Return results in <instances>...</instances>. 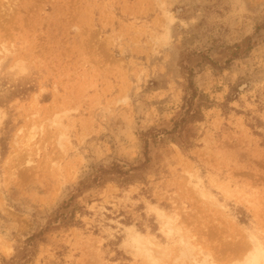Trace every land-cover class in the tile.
<instances>
[{
  "label": "rangeland",
  "instance_id": "obj_1",
  "mask_svg": "<svg viewBox=\"0 0 264 264\" xmlns=\"http://www.w3.org/2000/svg\"><path fill=\"white\" fill-rule=\"evenodd\" d=\"M247 240L264 0H0V264H227Z\"/></svg>",
  "mask_w": 264,
  "mask_h": 264
},
{
  "label": "bare ground",
  "instance_id": "obj_2",
  "mask_svg": "<svg viewBox=\"0 0 264 264\" xmlns=\"http://www.w3.org/2000/svg\"><path fill=\"white\" fill-rule=\"evenodd\" d=\"M170 229L174 230L177 228V226H174V223L176 222L175 219H170ZM239 241V240H238ZM239 248L238 253L234 256V260L230 263L227 262V264H264V249H262L260 246H258L253 241L247 240V242L240 243L236 246ZM236 248V249H237ZM147 252H150L149 249L146 250ZM192 264H212L215 263V261H207V260H200L195 261V259H190ZM218 261V259H217ZM222 264L219 260V263Z\"/></svg>",
  "mask_w": 264,
  "mask_h": 264
}]
</instances>
